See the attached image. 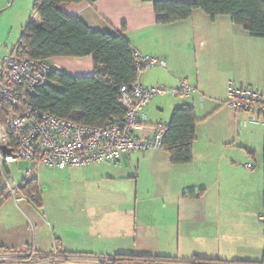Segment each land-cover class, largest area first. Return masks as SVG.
Listing matches in <instances>:
<instances>
[{
	"label": "crops",
	"instance_id": "obj_1",
	"mask_svg": "<svg viewBox=\"0 0 264 264\" xmlns=\"http://www.w3.org/2000/svg\"><path fill=\"white\" fill-rule=\"evenodd\" d=\"M9 3L8 0L1 4L0 9H6ZM60 8L81 17L93 30L117 33L123 32L125 26L124 33L136 51L159 57L165 63L157 65L159 77L154 80L143 77L142 84L166 83L173 88L180 79L187 80L196 88L192 104L181 101L174 109L192 105L198 113L196 97L199 102L211 99L210 102L216 103L212 109L224 112L228 120L223 124L220 120L210 123L209 118L199 117L190 163L173 164L169 153L159 149L143 154L125 153L115 162L61 169H70L67 173L76 174L82 181L103 184L107 180L113 188V197L92 203L90 215L83 219L46 215L44 205L37 207L43 215L36 217L33 233L26 232L24 224L0 225V230L8 233L0 232V246L16 249L18 252H8L14 255H25L34 249L41 257L59 255V248L93 257L118 253L166 257L162 262L134 260L118 264H193L192 257L264 264V120L253 113L233 111L226 105L231 84L264 91V56L260 73L247 78L239 73L240 65L222 62L238 61L248 33L229 16L212 19L201 9H195L185 20L160 23L152 2L143 0L82 1L63 3ZM28 17L25 8L16 26L18 41L30 20ZM11 37L12 33L4 40ZM50 61L59 72L76 76L94 73L92 56H56ZM147 110L145 106L136 129L143 137L152 131V125L147 123ZM12 162L18 163L19 159ZM30 171L33 176V169ZM2 175L9 181L10 165L0 159V178ZM25 176L26 173L13 185L19 186ZM17 192L14 200H29ZM10 198L11 194L7 200ZM30 209L34 212L33 207ZM84 212H88L87 208ZM30 223L33 225L31 217ZM26 228L30 231L29 226ZM30 263L35 264L34 260Z\"/></svg>",
	"mask_w": 264,
	"mask_h": 264
},
{
	"label": "trees",
	"instance_id": "obj_2",
	"mask_svg": "<svg viewBox=\"0 0 264 264\" xmlns=\"http://www.w3.org/2000/svg\"><path fill=\"white\" fill-rule=\"evenodd\" d=\"M82 1L96 0H35L32 16L15 46L19 55L34 59L50 60L56 56H92L94 63L92 75L76 76L58 70L53 71L46 83L26 94V101L34 109L80 124L103 126L113 121L123 120L126 107L121 102V87L123 85L131 87L139 82L138 77L142 70L135 65L134 52L136 49L124 33L125 26L122 29L123 32L117 33L93 30L81 17L69 15L60 8L63 3ZM143 1L152 2L160 23L185 20L193 14L195 9H201L212 19L220 15L229 16L235 25L242 27L250 36L264 38V0ZM36 18H39L40 22H37ZM242 87H250L264 93L252 86ZM166 95L168 94L158 96ZM9 109L8 104L0 107V121L3 124H5ZM141 112L140 118H142ZM199 121L197 111L192 105L174 109L170 121L165 124L167 131L161 148L169 153L173 164L192 162L196 127ZM156 125H153L151 130ZM18 191L34 202L37 207L43 206L37 176L33 175L24 179ZM8 197V187H0V207ZM57 250L65 256H91L89 253H69L60 248ZM0 252L18 251L0 246ZM99 258L104 259L98 264H118L121 261L134 260L148 262L166 260L163 256L138 253H118L114 256ZM191 260L195 261H190L193 264H250L249 261H225L203 257H192Z\"/></svg>",
	"mask_w": 264,
	"mask_h": 264
},
{
	"label": "built area",
	"instance_id": "obj_3",
	"mask_svg": "<svg viewBox=\"0 0 264 264\" xmlns=\"http://www.w3.org/2000/svg\"><path fill=\"white\" fill-rule=\"evenodd\" d=\"M135 65L139 70L165 64L164 60L150 54L134 52ZM58 67L47 59H34L19 55L16 46L5 56L0 65V107L8 104L0 144L13 149V156L0 159L10 163L26 159L44 164L49 168L66 169L71 166H88L97 162H113L131 151L148 152L163 147L167 131L165 124L152 128L146 137L137 132L141 122L140 112L158 95L173 94L189 97L195 87L180 79L177 87L169 90L163 85L145 86L139 82L131 87H121V102L126 107L122 121H113L103 126H89L55 114L34 109L26 100V94L46 83ZM226 105L233 111H249L264 120V93L250 87L229 86ZM251 166V164H248ZM31 171L26 172L25 179ZM18 187H11L15 197ZM37 253L14 255L0 252V264H28ZM53 259L65 263L98 264L96 257L82 255L52 254ZM98 258V257H97ZM100 263V262H99Z\"/></svg>",
	"mask_w": 264,
	"mask_h": 264
},
{
	"label": "rangeland",
	"instance_id": "obj_4",
	"mask_svg": "<svg viewBox=\"0 0 264 264\" xmlns=\"http://www.w3.org/2000/svg\"><path fill=\"white\" fill-rule=\"evenodd\" d=\"M8 0H0V5L4 4ZM183 1H192V0H183ZM9 5L6 9H0V59H4L7 56L12 48L17 44L18 38L16 36V26L19 24L20 17L24 14L25 8L28 12V18L30 19L31 14L33 13V3L34 0H9ZM24 10V11H22ZM228 17V16H227ZM28 19V20H29ZM14 29L12 31V27ZM12 33V37L9 41L4 38L8 37ZM22 34V30L19 36ZM264 38L261 37H252L248 34H245L244 47L242 50V55L238 59L222 60L223 64H238L242 67L241 75L243 78L255 76L256 73L261 71V59L264 56ZM228 51V50H227ZM228 53H231L228 51ZM232 54V53H231ZM202 55V53H201ZM223 57V55L221 56ZM195 62V57H193V63ZM192 63V64H193ZM1 64V63H0ZM146 68L140 71L138 80L144 77L148 80H154L157 75V68ZM194 72L196 70V64H193ZM160 71V70H158ZM156 73V74H155ZM179 76V75H177ZM185 78V77H183ZM171 79V78H170ZM178 81V79H177ZM167 87L171 90V86L166 83L160 84ZM206 95L210 96L207 92ZM191 96V97H190ZM189 97L185 96H175L173 94H168L166 96H157L150 100L146 105V111L148 116L147 123L151 126L156 124H166L170 121V116L172 110L174 109L175 104L178 102H185L187 104H192V96L194 92ZM199 98L196 97V105L198 107V117H207L210 120V123L214 120H220L222 124L227 119V115L224 112H216V108L213 110L212 106L216 105L215 102H210L211 99H204L202 102L197 101ZM183 104V103H181ZM4 129V124L0 121V140L1 134ZM153 151V150H152ZM142 153V152H141ZM152 153V152H150ZM143 154V153H142ZM10 165V177L9 181L6 180L4 175L0 178V185H7L9 187L8 194L10 195V188L15 187L21 180L22 176L26 171L33 169V175L38 177L42 201L44 205V212L46 215H57L59 217H66L67 219L73 217H85L89 216L91 212L90 206L92 203L101 202V200L107 198V201L112 198V187L107 180L103 184L94 183V180L91 181H82L79 176L76 174H68L69 170H61L58 168H49L44 164L36 165L35 162L30 160L19 159V162H11ZM135 163L133 168H135ZM31 168V169H30ZM12 177L15 178V181L12 180ZM18 177H21L18 179ZM8 182H10L8 184ZM101 187V188H99ZM18 193V192H17ZM17 196V195H16ZM83 205V207H82ZM34 209V212L30 209ZM88 210L87 213L84 212V209ZM106 209V208H105ZM97 210V209H96ZM43 211L35 205L31 200L16 201L13 196L6 200L5 203L0 207V225H10V223H17L23 225V229L30 234L33 233L34 224L36 217L41 218ZM99 213H101L100 207H98ZM65 213V214H64ZM30 217L32 218L33 225L30 223ZM29 226L30 231L28 228ZM1 233L7 235L8 233L5 230H0ZM60 255L62 253L58 252ZM51 254L37 256L35 257V264H47L48 261L56 262L59 264H64L61 259H53ZM97 256L93 261H101L104 258H99L102 255L95 254ZM44 259V261H42ZM32 260V261H33ZM31 261V262H32ZM47 261V262H46ZM98 262V263H99ZM73 264L75 262H72ZM31 264V263H28ZM76 264V263H75Z\"/></svg>",
	"mask_w": 264,
	"mask_h": 264
},
{
	"label": "water",
	"instance_id": "obj_5",
	"mask_svg": "<svg viewBox=\"0 0 264 264\" xmlns=\"http://www.w3.org/2000/svg\"><path fill=\"white\" fill-rule=\"evenodd\" d=\"M0 151L4 156H13V149L5 144H0Z\"/></svg>",
	"mask_w": 264,
	"mask_h": 264
}]
</instances>
